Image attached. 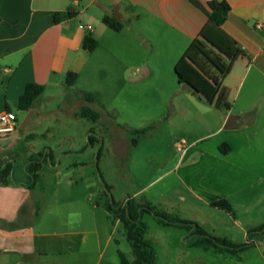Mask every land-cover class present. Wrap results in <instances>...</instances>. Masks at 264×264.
Returning a JSON list of instances; mask_svg holds the SVG:
<instances>
[{
    "label": "crops",
    "instance_id": "obj_1",
    "mask_svg": "<svg viewBox=\"0 0 264 264\" xmlns=\"http://www.w3.org/2000/svg\"><path fill=\"white\" fill-rule=\"evenodd\" d=\"M211 1L229 4L227 18L221 26L246 56L235 60L223 78L229 107L208 104L210 117L204 128L211 132L206 135L221 133L224 129L239 135L246 128L248 135L264 149V0H0V112L11 110L17 116L14 130L0 134V166L10 161L15 166L13 174L7 175V182L0 180V264H111L104 259V249L111 236L103 245L94 217L98 205L91 203L88 191L95 180L98 159L92 164L83 158L72 161L69 166L74 164L76 171L81 172L76 177L75 170H60L61 165H54L59 169L55 168L59 177L49 186L39 182L42 162L34 186L28 188L23 184L30 180L27 165L39 154L35 136L53 131V125L47 120L55 113L79 120L86 118L79 114L82 107L93 109L94 94L81 89L78 82L104 37L111 38L112 50L121 46L118 41L122 38L124 44L132 45L141 55L138 62L126 64L125 80L145 86L172 81L176 61L209 22ZM70 9L77 14L55 22L57 11ZM105 15L120 20L122 29L115 31L106 25L102 19ZM87 25L92 28L87 29ZM86 34L97 40L92 51L83 46ZM69 72L75 74L72 84L66 79ZM30 82L44 85V90L28 110H22L18 100ZM48 89L53 90V95L55 92L62 95V106L44 113L40 103ZM202 97L198 99L206 100ZM54 98L55 95L45 99ZM231 116L235 120L230 127H225ZM61 125L65 128L62 121ZM89 134L93 150L96 140L93 136L90 139ZM232 142L231 138L224 139L204 154L227 161L234 151ZM113 143L118 151L124 149L120 138H115ZM86 148L85 145L83 150ZM51 151L50 146L45 145L44 156ZM72 151H68L67 157ZM64 184L67 192L64 188L63 193ZM78 187H85L83 202L86 200L92 206L86 218L80 210L83 206L78 204V193L74 194ZM52 189L55 190L52 192ZM222 198L207 199V202L211 204ZM164 227L179 233V244L183 248L174 256L175 262H180L181 255H190V250L184 249L187 231ZM155 254L157 264L156 250ZM116 262L120 264L119 255ZM187 262H191L189 257Z\"/></svg>",
    "mask_w": 264,
    "mask_h": 264
},
{
    "label": "rangeland",
    "instance_id": "obj_2",
    "mask_svg": "<svg viewBox=\"0 0 264 264\" xmlns=\"http://www.w3.org/2000/svg\"><path fill=\"white\" fill-rule=\"evenodd\" d=\"M124 42L120 38L121 46L112 50L111 38H102L78 82L81 89L94 94L92 110L98 113L96 116L72 120L55 113L50 119L46 117L53 131L35 136L39 142L37 157L44 163L39 182L42 186L55 184L59 177L55 170H59L55 167L58 164L60 170H75L76 177L81 172L76 171L74 164L69 166L72 161L83 158L92 164L98 159L95 180L88 191L91 203L98 205L94 217L103 245L111 236L104 249V259L111 264H117L119 252L132 264L135 258L124 224L105 206L106 202H120L129 195L196 221L211 235L227 237L235 243L245 242L248 230L264 223V149H260L261 144L248 135L246 128L239 135L227 129L206 135L211 132L204 128L210 117L207 108L210 103L199 100L201 95L180 83L176 75L169 83L157 86L125 80L126 64L138 62L141 55ZM52 92L48 89L41 100L40 109L44 113L62 106V95L57 92L54 99H45L54 96ZM88 134L96 140L93 150ZM115 138L123 141L121 151L115 148ZM227 138L234 140V151L227 161L213 159L208 153L205 156L204 152H210ZM47 144L52 151L44 156ZM85 145L87 148L83 150ZM69 150L73 151L67 157ZM64 188L67 192L66 184L63 193ZM76 193L86 218L92 206L86 200L83 202L85 187L76 188ZM221 197L232 203L234 214L207 202V199ZM144 221L145 238L158 253L157 264H264V234L255 235L256 246L238 255L187 244L184 249L190 250V255H181V261L175 262V252L183 248L178 231L164 227L150 213L144 214Z\"/></svg>",
    "mask_w": 264,
    "mask_h": 264
},
{
    "label": "trees",
    "instance_id": "obj_3",
    "mask_svg": "<svg viewBox=\"0 0 264 264\" xmlns=\"http://www.w3.org/2000/svg\"><path fill=\"white\" fill-rule=\"evenodd\" d=\"M211 13L209 22L203 26L198 36L195 37L185 49L181 57L176 61L174 70L180 83L186 84L193 91L205 97L209 103H215L218 107L228 108V90L223 86L222 81L225 75L231 70L232 65L238 58L246 56V52L238 45L237 41L222 28L227 18L230 6L227 2H210ZM77 14L76 10L57 11L54 15L55 22L67 20ZM103 22L115 31H120L123 23L114 16H103ZM83 46L90 51L97 46V40L90 34L83 39ZM68 83L72 84L75 74L69 72ZM44 85L30 82L18 100V107L28 110L35 99L43 92ZM90 94H87V96ZM91 97V96H90ZM79 114L83 117L96 116L91 108L82 107ZM140 131V130H138ZM91 139V137H89ZM42 158L30 159L27 171L30 180L23 184L32 188L38 175V166ZM14 162H7L0 166V180L7 182L6 177L13 174ZM108 187V186H107ZM215 207L234 214L232 203L225 199H218L211 203ZM106 209L116 213V216L124 224L127 239L130 242L135 254L133 264H156V254L153 246L145 238L146 223L143 216L146 213L152 214L155 219L164 226H174L187 231L185 242L189 246L214 249L233 255L254 245V237L264 234V223L250 228L247 232V240L243 243H235L226 237L209 234L198 222L184 219L178 215L158 209L151 202L136 196H129L126 199L116 202L111 200L105 203ZM120 264H132L127 256L119 252Z\"/></svg>",
    "mask_w": 264,
    "mask_h": 264
},
{
    "label": "built area",
    "instance_id": "obj_4",
    "mask_svg": "<svg viewBox=\"0 0 264 264\" xmlns=\"http://www.w3.org/2000/svg\"><path fill=\"white\" fill-rule=\"evenodd\" d=\"M87 29H91V25L86 26ZM17 116L14 111L3 110L0 112V134L9 133L14 130Z\"/></svg>",
    "mask_w": 264,
    "mask_h": 264
},
{
    "label": "water",
    "instance_id": "obj_5",
    "mask_svg": "<svg viewBox=\"0 0 264 264\" xmlns=\"http://www.w3.org/2000/svg\"><path fill=\"white\" fill-rule=\"evenodd\" d=\"M235 120L234 116H231L227 119V122L225 124V127H230L231 126V122H233Z\"/></svg>",
    "mask_w": 264,
    "mask_h": 264
}]
</instances>
